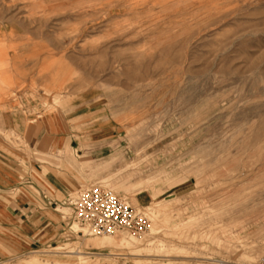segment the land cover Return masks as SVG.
Instances as JSON below:
<instances>
[{"label": "rangeland", "instance_id": "obj_1", "mask_svg": "<svg viewBox=\"0 0 264 264\" xmlns=\"http://www.w3.org/2000/svg\"><path fill=\"white\" fill-rule=\"evenodd\" d=\"M14 167L0 207L32 201L47 235L0 218V264H264V0H0ZM90 186L146 232L76 225Z\"/></svg>", "mask_w": 264, "mask_h": 264}, {"label": "built area", "instance_id": "obj_2", "mask_svg": "<svg viewBox=\"0 0 264 264\" xmlns=\"http://www.w3.org/2000/svg\"><path fill=\"white\" fill-rule=\"evenodd\" d=\"M66 202L73 222L93 235H139L148 229L144 213L130 207L105 188L90 186L78 191L72 198L68 196Z\"/></svg>", "mask_w": 264, "mask_h": 264}, {"label": "crops", "instance_id": "obj_3", "mask_svg": "<svg viewBox=\"0 0 264 264\" xmlns=\"http://www.w3.org/2000/svg\"><path fill=\"white\" fill-rule=\"evenodd\" d=\"M23 172L20 168L14 167L13 169L8 168L6 171L0 169V194L4 193L2 190L5 184L11 185L10 189L19 186L20 180H23ZM57 181V179H55ZM51 184L57 186L58 189L63 191L61 182H54L50 180ZM59 184L61 186H59ZM2 195V194H1ZM1 201V200H0ZM2 203L4 201H1ZM35 204L30 201L11 200L9 205H2L0 207V218L6 219L13 228H24L30 233L27 238L30 240V244H33L37 236L44 237L47 235L46 227L43 226L47 222V218L43 216L46 213H36ZM51 226V225H50ZM2 238V237H0ZM9 246L12 243L11 239H0Z\"/></svg>", "mask_w": 264, "mask_h": 264}]
</instances>
